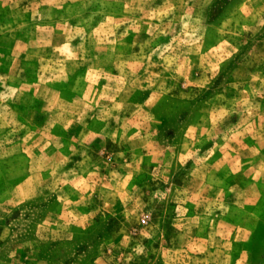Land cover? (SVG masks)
Instances as JSON below:
<instances>
[{
    "label": "rangeland",
    "instance_id": "rangeland-1",
    "mask_svg": "<svg viewBox=\"0 0 264 264\" xmlns=\"http://www.w3.org/2000/svg\"><path fill=\"white\" fill-rule=\"evenodd\" d=\"M263 220L264 0H0V264H261Z\"/></svg>",
    "mask_w": 264,
    "mask_h": 264
},
{
    "label": "crops",
    "instance_id": "crops-1",
    "mask_svg": "<svg viewBox=\"0 0 264 264\" xmlns=\"http://www.w3.org/2000/svg\"><path fill=\"white\" fill-rule=\"evenodd\" d=\"M263 222H264V220H263ZM264 263V260H263V262H261V264H263Z\"/></svg>",
    "mask_w": 264,
    "mask_h": 264
}]
</instances>
